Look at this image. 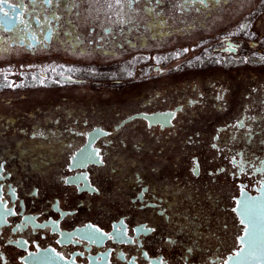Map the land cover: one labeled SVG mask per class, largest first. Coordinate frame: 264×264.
<instances>
[{
	"label": "flooded vegetation",
	"instance_id": "obj_1",
	"mask_svg": "<svg viewBox=\"0 0 264 264\" xmlns=\"http://www.w3.org/2000/svg\"><path fill=\"white\" fill-rule=\"evenodd\" d=\"M89 8L0 11V264H224L264 245V0H138L130 24Z\"/></svg>",
	"mask_w": 264,
	"mask_h": 264
},
{
	"label": "snow or ice",
	"instance_id": "obj_2",
	"mask_svg": "<svg viewBox=\"0 0 264 264\" xmlns=\"http://www.w3.org/2000/svg\"><path fill=\"white\" fill-rule=\"evenodd\" d=\"M46 2H51V0H46ZM87 3H89L90 8H89V14L91 15L92 12V6L95 4H100L101 0H86ZM104 4H106L107 8L109 10H113V9H118V11L115 12V15L117 17V22L120 24H124V23H132V20L129 16V18L127 20H125V15H128L127 13L124 12V9L127 8L129 10V13L133 10V4L138 3V0H103ZM161 2V0H156V3L159 4ZM195 3L197 2V0H184V4H188V3ZM198 2L200 4H204L205 6L207 5V0H198ZM221 2V0H215V3L219 4ZM8 3V0H0V11H3V6L6 5ZM76 6V5H74ZM13 10L15 11V6H13ZM146 12L152 13L154 12V9L151 8H146L145 9ZM8 15L7 12H4V16L6 17ZM246 25H241L239 31L240 32H245L246 33ZM10 30V29H9ZM107 31L105 32V34H107ZM238 33H231V35H237ZM247 34V33H246ZM230 36H226L223 38L222 43H226V46L223 48V51H227V52H234L236 50V46L231 44L230 41ZM21 42H22V38ZM33 41H35V37L33 36L31 38ZM45 39H48V37H45ZM6 51V49H5ZM185 52L188 51V49H184ZM181 53H177V55H180ZM164 59H167V57H165ZM197 59L199 60L200 57H197ZM262 60H264V57H261ZM217 62H219V58H217ZM53 71H55V69H52ZM45 71H47V69H45ZM68 71H73L72 69H68ZM60 75H63V73L61 72ZM3 79H7V73H5L3 75ZM70 79V78H69ZM42 82V81H41ZM8 86H11L10 84ZM240 126H243L242 122L240 124ZM213 147H215V145H213ZM264 163V162H262ZM233 164L234 166H239V164L235 161V158H233ZM241 171H243V168L241 167L240 169ZM198 171V166L193 168V172L194 174H196ZM256 171H262L264 172V169H256ZM84 179L86 180L87 177L85 176ZM261 191H264V181H261ZM241 194L244 195V189L243 187L241 188ZM259 198H249V201H240L237 200L236 201V207L233 209L234 212H238L239 215H241L242 218L240 220L241 225L244 226L243 231H244V235L243 236H239L238 240L241 243H244L246 238L250 236V233L253 231L252 228H250V225H252L253 223V217H254V213L256 210V201ZM5 211L4 212H0V216H4L5 218L7 217V215H12L14 214L10 209H7V206H4ZM247 221V222H246ZM19 227V226H17ZM154 229H146V231H153ZM97 232H99V229H96ZM114 231H118V229L116 228V226H114ZM71 235V234H69ZM101 235H107L109 239L113 238L111 234H103L101 233ZM88 239H93L92 237H88ZM11 242V241H9ZM58 243L60 241H57ZM16 243H20L19 241H17ZM251 245V241H249V246ZM54 251V250H53ZM191 251V250H189ZM245 251V248H241L239 251L235 252L232 256L228 257V260H234L237 259L241 256V254ZM33 255L32 253H29V256ZM59 255V254H57ZM3 258V255L0 254V259ZM63 257H61L62 259ZM159 264H165V262L163 261V259L161 258ZM225 264H227V262H225Z\"/></svg>",
	"mask_w": 264,
	"mask_h": 264
},
{
	"label": "water",
	"instance_id": "obj_3",
	"mask_svg": "<svg viewBox=\"0 0 264 264\" xmlns=\"http://www.w3.org/2000/svg\"><path fill=\"white\" fill-rule=\"evenodd\" d=\"M232 255L233 254L229 256ZM225 262H227V264H264V245L262 244L261 246L255 248L246 247L245 251L241 254L239 258L231 261H229L227 258Z\"/></svg>",
	"mask_w": 264,
	"mask_h": 264
}]
</instances>
